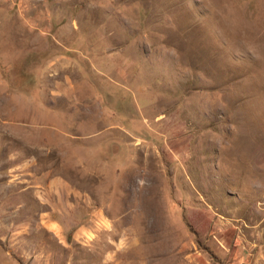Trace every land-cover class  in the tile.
<instances>
[{
	"label": "rangeland",
	"instance_id": "obj_1",
	"mask_svg": "<svg viewBox=\"0 0 264 264\" xmlns=\"http://www.w3.org/2000/svg\"><path fill=\"white\" fill-rule=\"evenodd\" d=\"M0 264H264V0H0Z\"/></svg>",
	"mask_w": 264,
	"mask_h": 264
}]
</instances>
